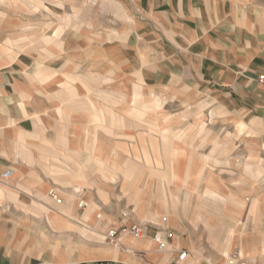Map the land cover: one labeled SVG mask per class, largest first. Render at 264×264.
Masks as SVG:
<instances>
[{
	"label": "crops",
	"instance_id": "1",
	"mask_svg": "<svg viewBox=\"0 0 264 264\" xmlns=\"http://www.w3.org/2000/svg\"><path fill=\"white\" fill-rule=\"evenodd\" d=\"M52 1L0 0V177L12 172L0 179V264H197L225 257L217 243L227 225L240 217L264 222L259 153L137 159L126 151L118 160L110 154L115 144L103 157L100 131L114 136L116 121H125L121 134H132L130 111L112 105L128 99L122 83L106 77L111 50L83 30L91 22L77 20L72 0L60 4L71 15ZM132 5L150 30L151 52L170 56V90L181 78L193 81L197 91H221L264 119V0ZM80 202L87 206L80 209ZM133 225L144 227L140 238L105 239ZM156 238L165 251L158 252ZM181 252L188 257L179 260Z\"/></svg>",
	"mask_w": 264,
	"mask_h": 264
},
{
	"label": "rangeland",
	"instance_id": "2",
	"mask_svg": "<svg viewBox=\"0 0 264 264\" xmlns=\"http://www.w3.org/2000/svg\"><path fill=\"white\" fill-rule=\"evenodd\" d=\"M72 1L76 7L77 20L81 18L83 21L85 17L86 23L91 22L83 30L95 36V42L104 49L111 50L114 62L110 71L105 70L108 73L106 77H110L112 84L122 83L121 91L128 99V103L122 105L114 98L113 111H121V106H124L133 116L130 119L132 134L128 137L121 134L125 121H116L114 136L109 137L103 131L99 132L102 156L109 155L107 146L114 149L115 144L116 149L110 154H115L118 160H121L126 151L130 158L134 155L137 159L190 153L219 155L255 151L261 156L259 161L263 175L264 201V119L254 117L242 105H237L227 96H221V91L217 92L211 87L204 92L197 91L193 81L192 85L187 80V83L183 82V78H177L179 82L170 90L173 87L167 85V62L170 56L162 51L156 55L151 52L154 47L149 36L150 30L145 27L139 10L132 5V0ZM64 2L55 0L52 4L55 8H61L62 15L73 14V10L61 7L60 4ZM66 3L70 5L72 2L68 0ZM119 57L125 59V63L118 62ZM173 65L177 76L180 66L177 62ZM135 82L144 83V86L137 89ZM160 124L164 125L165 131L156 133ZM140 125H145L146 130L139 129ZM171 126L178 131H169ZM99 130H102L101 127ZM140 131L145 133L140 136ZM172 140L180 145L179 153L174 151ZM123 142L127 146L122 145ZM227 226L230 227V232L219 233L220 238L224 237V242L217 243L219 253L226 254L225 257L196 259L197 264H225L229 259H236L242 264H264V244L259 240L257 244H251L257 236L264 237V222L250 223L247 217H240L237 223ZM221 228L224 225H218V229ZM227 236L230 238V253L229 250L222 249ZM209 246V243L205 244L206 248Z\"/></svg>",
	"mask_w": 264,
	"mask_h": 264
},
{
	"label": "built area",
	"instance_id": "3",
	"mask_svg": "<svg viewBox=\"0 0 264 264\" xmlns=\"http://www.w3.org/2000/svg\"><path fill=\"white\" fill-rule=\"evenodd\" d=\"M259 79H260V82L264 84V75L260 76ZM11 175H12L11 170H6L1 175L0 179L5 182V180L9 179ZM49 194L51 197L56 196L54 190H52ZM86 206L87 205L84 202H80L78 204V207L80 209H84ZM99 217H100V215L97 217V219H99ZM143 234H144V229L142 228L141 225H133L130 228L123 226L119 229L109 231L105 235V239L115 243L116 239L120 236H130V237L132 236L134 238H140ZM156 240H157V244H158V252L165 251L167 249L166 242H164L163 240H160L159 238H156ZM187 257H188V255L186 252H181L179 254V260H184ZM225 264H242V263H239L236 259H229V260H226Z\"/></svg>",
	"mask_w": 264,
	"mask_h": 264
},
{
	"label": "bare ground",
	"instance_id": "4",
	"mask_svg": "<svg viewBox=\"0 0 264 264\" xmlns=\"http://www.w3.org/2000/svg\"><path fill=\"white\" fill-rule=\"evenodd\" d=\"M261 244H264V239H262L261 241H259Z\"/></svg>",
	"mask_w": 264,
	"mask_h": 264
}]
</instances>
